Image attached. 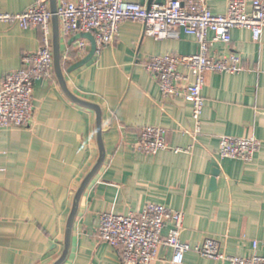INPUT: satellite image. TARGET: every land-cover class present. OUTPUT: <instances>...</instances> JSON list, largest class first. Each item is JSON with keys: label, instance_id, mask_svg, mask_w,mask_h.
<instances>
[{"label": "crops", "instance_id": "obj_1", "mask_svg": "<svg viewBox=\"0 0 264 264\" xmlns=\"http://www.w3.org/2000/svg\"><path fill=\"white\" fill-rule=\"evenodd\" d=\"M203 1L213 15H222L231 0ZM31 4L0 0V15L21 14ZM58 30L66 86L99 107L105 154L79 200L62 264H119V249L98 238L100 215L137 214L149 203L183 214L179 240L190 249L182 264H227L194 250L207 239L218 242L222 254L242 258L257 243L264 257V32L254 42L248 30L233 29L229 44L209 48L210 58L237 56L240 71L205 74L195 134L191 106L162 96L145 69L154 57L196 54L193 37L181 32L176 40L156 41L143 35L141 23L124 22L113 42L67 72L88 55L90 43L75 40L81 35L64 36L59 22ZM79 41L86 43L85 53L77 51ZM40 43L39 29L0 22V82ZM95 120L93 111L68 100L53 72L51 80L33 86L29 124L0 129V264H54L61 257L75 193L98 159ZM147 127L163 129L168 146L181 151L138 152L134 145ZM221 138L253 139L258 150L248 162L223 159ZM167 232L168 226L161 236ZM173 255L159 246L151 264H170Z\"/></svg>", "mask_w": 264, "mask_h": 264}, {"label": "built area", "instance_id": "obj_2", "mask_svg": "<svg viewBox=\"0 0 264 264\" xmlns=\"http://www.w3.org/2000/svg\"><path fill=\"white\" fill-rule=\"evenodd\" d=\"M55 15L64 36L94 33L96 54L113 42L124 22L141 23L143 35L156 41L176 40L181 32L193 37L198 45L196 54L154 57L145 69L157 82L162 96L181 97L191 106L195 134L200 133L205 74L240 71L237 56L210 58L209 48L215 43L229 44L233 29L248 30L254 42L264 32V0H231L222 15H213L203 0L168 1L149 8L124 0H59ZM51 18L49 0H32L31 6L21 14L0 15V22L15 21L23 29L36 28L41 33L39 49L24 55L21 68L6 74L0 82V129L27 126L32 116L35 82L53 77ZM77 51L86 52L84 41L77 43ZM134 148L146 156L181 151L170 148L165 131L154 127L140 131ZM257 150L258 144L253 139L221 138L218 155L248 162ZM182 225L181 212L149 203L137 214L102 213L97 234L101 242L119 249V264H151L159 246L173 249L170 264H182L184 253L190 249L179 240ZM166 226L167 235L162 237ZM252 249L249 257L226 256L220 252L218 242L211 239L194 248L205 258L227 264H264V257L256 252L257 243H253Z\"/></svg>", "mask_w": 264, "mask_h": 264}, {"label": "water", "instance_id": "obj_3", "mask_svg": "<svg viewBox=\"0 0 264 264\" xmlns=\"http://www.w3.org/2000/svg\"><path fill=\"white\" fill-rule=\"evenodd\" d=\"M167 0H149L148 5L146 6L149 8L152 5V2H155L157 5H162ZM168 1H179V0H168ZM57 8V0H49V9L52 14L51 22H52V56H53V72L54 76L56 78V81L62 91V93L74 104L89 109L94 112L96 117V142H97V148H98V159L93 166V168L90 170V172L86 175L82 183L80 184V187L75 193L71 212L69 214L67 223H66V230H65V237H64V247L61 257L54 263V264H62L64 260L67 257L69 247H70V235H71V229L73 225L74 218L77 213L78 209V203L79 200L86 189L89 182L92 180V178L95 176L99 168L101 167L105 154H104V148L102 144V132H101V111L98 106L84 102L82 100H79L75 96H73L70 91L68 90L64 77H63V70L61 65V53H60V45H59V30H58V19L55 15ZM80 38L86 39L90 43V51L88 55L81 60L80 62L72 65L70 68H68L67 72H71L75 69L80 68L81 66L85 65L94 55L96 51V43L91 33H85L81 36H77L75 40H78ZM218 174L217 171H214L213 176L216 177ZM214 181V180H213ZM212 181V184H213Z\"/></svg>", "mask_w": 264, "mask_h": 264}]
</instances>
